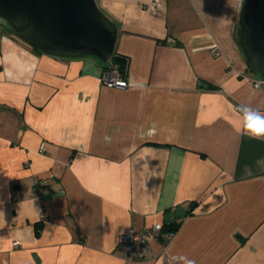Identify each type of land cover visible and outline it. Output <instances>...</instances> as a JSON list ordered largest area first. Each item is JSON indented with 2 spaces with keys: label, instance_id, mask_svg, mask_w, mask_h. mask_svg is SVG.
Returning <instances> with one entry per match:
<instances>
[{
  "label": "crops",
  "instance_id": "obj_1",
  "mask_svg": "<svg viewBox=\"0 0 264 264\" xmlns=\"http://www.w3.org/2000/svg\"><path fill=\"white\" fill-rule=\"evenodd\" d=\"M96 1L128 88L0 18V264H264V140L238 111L264 115V86L247 80L261 77L238 43L243 0ZM154 223L180 226L127 261L119 235Z\"/></svg>",
  "mask_w": 264,
  "mask_h": 264
},
{
  "label": "water",
  "instance_id": "obj_2",
  "mask_svg": "<svg viewBox=\"0 0 264 264\" xmlns=\"http://www.w3.org/2000/svg\"><path fill=\"white\" fill-rule=\"evenodd\" d=\"M0 18L30 47L57 57L108 63L119 35L96 0H0ZM237 37L248 66L264 80V0H243Z\"/></svg>",
  "mask_w": 264,
  "mask_h": 264
},
{
  "label": "built area",
  "instance_id": "obj_3",
  "mask_svg": "<svg viewBox=\"0 0 264 264\" xmlns=\"http://www.w3.org/2000/svg\"><path fill=\"white\" fill-rule=\"evenodd\" d=\"M149 6L151 9L157 10L160 9L161 2L160 0H153ZM210 53L214 57L221 55L222 51L220 46L217 43H213L210 48ZM101 80L105 86L110 88L125 89L131 86L130 82L116 67L110 66L107 69H103ZM247 80L256 89L264 86V80L261 78H247ZM173 235V232L164 231V225L162 223H154L146 230L131 229L120 234L118 237V246L124 252L127 261H138L145 259L151 253L152 241L162 238L168 242L172 239Z\"/></svg>",
  "mask_w": 264,
  "mask_h": 264
},
{
  "label": "clouds",
  "instance_id": "obj_4",
  "mask_svg": "<svg viewBox=\"0 0 264 264\" xmlns=\"http://www.w3.org/2000/svg\"><path fill=\"white\" fill-rule=\"evenodd\" d=\"M238 111L243 114L245 132L253 139L264 140V115L244 105L239 106Z\"/></svg>",
  "mask_w": 264,
  "mask_h": 264
},
{
  "label": "trees",
  "instance_id": "obj_5",
  "mask_svg": "<svg viewBox=\"0 0 264 264\" xmlns=\"http://www.w3.org/2000/svg\"><path fill=\"white\" fill-rule=\"evenodd\" d=\"M32 49L35 52H37V53H41L37 49H34V48H32ZM100 64L102 65L103 69H107L110 66L111 67H116L122 73V75H124L125 74V69L127 68V64H128V58L126 56H123V55L114 54L112 59L110 60V62L103 63V62L100 61ZM179 226H180V223H173V224H169V225H164V231L176 233V231L178 230ZM36 227L38 229H41V224H39V223L36 224Z\"/></svg>",
  "mask_w": 264,
  "mask_h": 264
},
{
  "label": "rangeland",
  "instance_id": "obj_6",
  "mask_svg": "<svg viewBox=\"0 0 264 264\" xmlns=\"http://www.w3.org/2000/svg\"><path fill=\"white\" fill-rule=\"evenodd\" d=\"M8 25V24H7ZM8 27L10 28V26L8 25ZM11 29V28H10Z\"/></svg>",
  "mask_w": 264,
  "mask_h": 264
}]
</instances>
